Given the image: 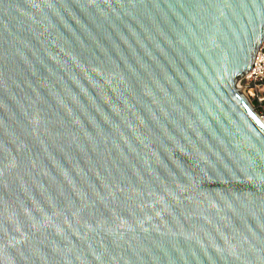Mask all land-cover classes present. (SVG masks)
Wrapping results in <instances>:
<instances>
[{
  "label": "water",
  "instance_id": "95a60500",
  "mask_svg": "<svg viewBox=\"0 0 264 264\" xmlns=\"http://www.w3.org/2000/svg\"><path fill=\"white\" fill-rule=\"evenodd\" d=\"M263 41L264 0H0V264H264Z\"/></svg>",
  "mask_w": 264,
  "mask_h": 264
},
{
  "label": "built area",
  "instance_id": "2783aa9c",
  "mask_svg": "<svg viewBox=\"0 0 264 264\" xmlns=\"http://www.w3.org/2000/svg\"><path fill=\"white\" fill-rule=\"evenodd\" d=\"M250 98L255 109L264 119V41L260 46L254 65L238 82Z\"/></svg>",
  "mask_w": 264,
  "mask_h": 264
}]
</instances>
